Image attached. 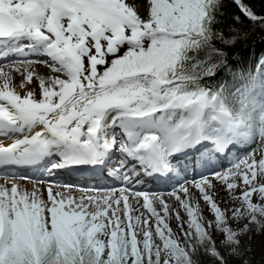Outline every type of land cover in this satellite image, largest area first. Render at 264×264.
<instances>
[{"label": "snow or ice", "instance_id": "1", "mask_svg": "<svg viewBox=\"0 0 264 264\" xmlns=\"http://www.w3.org/2000/svg\"><path fill=\"white\" fill-rule=\"evenodd\" d=\"M224 8L0 0V264H228L264 231V102L244 99L264 94V56L232 72ZM221 73L246 81L239 112L228 80L207 83Z\"/></svg>", "mask_w": 264, "mask_h": 264}, {"label": "trees", "instance_id": "2", "mask_svg": "<svg viewBox=\"0 0 264 264\" xmlns=\"http://www.w3.org/2000/svg\"><path fill=\"white\" fill-rule=\"evenodd\" d=\"M250 3L251 7L257 14H264V0H246ZM225 15L222 17V22L217 24L216 28L222 31L224 37L230 38L233 36V32L230 31V27L234 26L241 33L239 39H237L235 44H224L223 42L217 40L215 42L217 48L223 50L226 53L228 67L232 72H243L247 76L248 72L253 69H258L259 59L264 56V27L259 24H253L242 17L241 24H234L232 16L238 14V10L233 5L230 0H225ZM255 75V73H252ZM228 80L229 84L226 88V100L225 103L233 110L234 113L239 112L241 107V96L242 90L238 91V85H242L246 81H236L233 82L232 78L227 73H221L215 79L207 81L209 84H215L220 80ZM256 94L260 95L259 89L249 90L244 94V99L248 102L249 109L251 111L250 105L253 100H257ZM264 95V94H261ZM238 101V103H236Z\"/></svg>", "mask_w": 264, "mask_h": 264}, {"label": "rangeland", "instance_id": "3", "mask_svg": "<svg viewBox=\"0 0 264 264\" xmlns=\"http://www.w3.org/2000/svg\"><path fill=\"white\" fill-rule=\"evenodd\" d=\"M49 71V70H48ZM257 98L256 102H264V95H258L255 96ZM238 103V101H236ZM248 105V102H247ZM252 107V103L250 105V108ZM248 110L249 105H248ZM260 113L257 111L255 113H252V119L259 124L260 120ZM261 141L258 138L256 139V143H260ZM242 155V154H241ZM26 187H29L32 185L28 181L22 182ZM164 190V189H163ZM161 190V191H163ZM207 219H212L210 213L205 209L204 212ZM171 226L174 230L178 231L177 226L175 222L173 221L171 223ZM217 240H219V237H216ZM224 250H222L223 253ZM241 255L237 257H227L228 264H264V231L256 232L253 230L247 235H244L241 237V244L239 249ZM198 259L201 261V264H209L208 257L206 256H200Z\"/></svg>", "mask_w": 264, "mask_h": 264}, {"label": "bare ground", "instance_id": "4", "mask_svg": "<svg viewBox=\"0 0 264 264\" xmlns=\"http://www.w3.org/2000/svg\"><path fill=\"white\" fill-rule=\"evenodd\" d=\"M38 59H46V58H38ZM37 70L41 73V74H44V73H47L48 72V69L46 68V66H44V65H38L37 66ZM5 142H7V141H5ZM240 154H243V152H241ZM225 163H227V162H225ZM150 187H152V186H150ZM158 187V190H163L164 188H165V186H163V185H160V186H157ZM27 188H29V189H31V186H29V187H27ZM77 195H78V193H77ZM223 206V205H222Z\"/></svg>", "mask_w": 264, "mask_h": 264}]
</instances>
